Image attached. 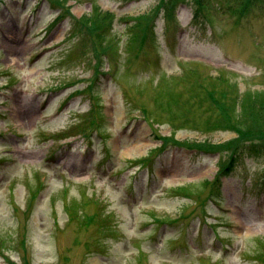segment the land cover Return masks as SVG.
Wrapping results in <instances>:
<instances>
[{
	"label": "rangeland",
	"instance_id": "rangeland-1",
	"mask_svg": "<svg viewBox=\"0 0 264 264\" xmlns=\"http://www.w3.org/2000/svg\"><path fill=\"white\" fill-rule=\"evenodd\" d=\"M262 107L264 0H0V264H264Z\"/></svg>",
	"mask_w": 264,
	"mask_h": 264
},
{
	"label": "trees",
	"instance_id": "trees-1",
	"mask_svg": "<svg viewBox=\"0 0 264 264\" xmlns=\"http://www.w3.org/2000/svg\"><path fill=\"white\" fill-rule=\"evenodd\" d=\"M111 15H113V12L107 13V16H105V17H109V16H111ZM261 110L264 111V107H262ZM229 167H231V166H229Z\"/></svg>",
	"mask_w": 264,
	"mask_h": 264
},
{
	"label": "bare ground",
	"instance_id": "bare-ground-1",
	"mask_svg": "<svg viewBox=\"0 0 264 264\" xmlns=\"http://www.w3.org/2000/svg\"><path fill=\"white\" fill-rule=\"evenodd\" d=\"M245 227H247V225L246 224H244V223H242Z\"/></svg>",
	"mask_w": 264,
	"mask_h": 264
}]
</instances>
